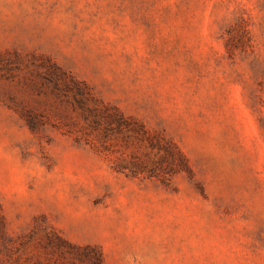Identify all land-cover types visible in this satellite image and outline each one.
I'll use <instances>...</instances> for the list:
<instances>
[{"label": "rangeland", "instance_id": "obj_1", "mask_svg": "<svg viewBox=\"0 0 264 264\" xmlns=\"http://www.w3.org/2000/svg\"><path fill=\"white\" fill-rule=\"evenodd\" d=\"M0 264H264V0H0Z\"/></svg>", "mask_w": 264, "mask_h": 264}]
</instances>
